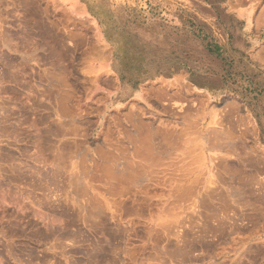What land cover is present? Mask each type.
Listing matches in <instances>:
<instances>
[{
	"label": "rangeland",
	"instance_id": "obj_1",
	"mask_svg": "<svg viewBox=\"0 0 264 264\" xmlns=\"http://www.w3.org/2000/svg\"><path fill=\"white\" fill-rule=\"evenodd\" d=\"M2 1L0 264H264V0L249 21L235 0ZM64 207L83 208L67 241L40 221Z\"/></svg>",
	"mask_w": 264,
	"mask_h": 264
},
{
	"label": "bare ground",
	"instance_id": "obj_2",
	"mask_svg": "<svg viewBox=\"0 0 264 264\" xmlns=\"http://www.w3.org/2000/svg\"><path fill=\"white\" fill-rule=\"evenodd\" d=\"M11 2H12V1H11ZM12 4H13V3H12ZM14 4H15V2H14ZM18 4H19V3H18ZM18 4H17V6H18ZM2 6H3V1L0 0V50H2V49L4 48V47H3L4 43H3V45H2L3 48L1 49V44H2V42H1V38H2V37L5 38V36H6V38H7V35L10 33V29H9V30L6 29V32H8V34L5 35V27H4V23H3V22L5 21V23H6L7 20H4V15H5L6 13L4 14V8H3ZM8 6H9V5H8ZM13 6H14V5H13ZM15 6H16V5H15ZM17 6H16V7H17ZM9 8H10V7H9ZM18 9H19V8H17V11H18ZM10 10H11V9H10ZM12 10H14V9L12 8ZM21 10H22V9H21ZM28 10H29V9H28ZM11 12H15V11H10V13H11ZM10 13H7V14H9V16H13V14L10 15ZM18 15H19V14H18ZM18 15H16V13H15V17L18 16ZM6 16H7V15H6ZM6 16H5V17H6ZM20 18H21V17H20ZM15 19H16V18H15ZM26 19H27V18H26ZM19 20H20V19H19ZM17 21H18V20H17ZM11 22H12V21H11ZM9 24H10V23H8V26H9ZM24 24H25V23H24ZM26 24H27V23H26ZM6 25H7V23H6ZM6 25H5V26H6ZM8 26H6V27L8 28ZM10 28L12 29V27H10ZM26 28H27V27H26ZM24 29H25V27H24ZM15 30H16V29H15ZM16 31H18V30H16ZM28 31H29V29H28ZM11 32H12V31H11ZM13 32H15V31H13ZM33 32H34V31H33ZM26 33H27V31H26ZM37 33H38V32H37ZM11 34H12V33H10V35H11ZM19 34H20V33H19ZM24 34H25V33H24ZM30 34H31V32H30ZM44 34H45V33H44ZM10 35H9V36H10ZM26 35H27V34H26ZM12 36H13V35H12ZM17 36H18V35H17ZM24 36H25V35H24ZM33 36H34V35H33ZM38 37H39V35H38ZM47 37H48V36H47ZM18 38H19V37H17V39H18ZM22 38H23V37H22ZM9 39H10V38H9ZM9 39H8V43H7V44H9V41H11V40H9ZM12 39H13V38H12ZM15 39H16V38H14V40H15ZM23 39H24V38H23ZM27 39H28V38H27ZM18 40H19V39H18ZM32 40H33V39H32ZM32 40H30V41H32ZM34 40H35V39H34ZM2 41H3V40H2ZM4 41H6V40H4ZM26 41H27V40H26ZM26 41L23 40V42H26ZM19 42H20V41H19ZM35 42H36V41H35ZM12 43H13V42H12ZM31 43H32V42H31ZM26 44H28V43H26ZM26 44H25V45H26ZM5 45H6V44H5ZM29 45H30V44H29ZM29 45L27 46V48L29 47ZM33 45H34V44H33ZM36 45H37V44H36ZM31 46H32V44H31ZM51 46H52V45H51ZM8 47H9V46H8ZM12 47H13V46H12ZM37 47H38V46H37ZM45 47H46V45H45ZM14 48H15V47H14ZM47 48H48V47H47ZM47 48H46V49H47ZM49 48H50V47H49ZM5 49H6V48H5ZM7 49H8V48H7ZM16 49H17V48H16ZM31 49H32V48H31ZM16 51H17V50H16ZM45 51H46V50H45ZM58 51H59V50H58ZM60 51H61V50H60ZM6 52H7V51H6ZM53 52H54V51H53ZM26 53H27V52H26ZM26 53H25V54H26ZM29 53H31V52L29 51ZM0 54H2V51H1ZM31 55H32V53H31ZM55 55H56V54H55ZM2 56L4 57L3 54H2ZM53 56H54V55H53ZM25 57H26V56H25ZM23 58H24V57H23ZM26 58H27V57H26ZM0 59H2V57H1ZM3 59H4V58H3ZM63 59H64V58H63ZM37 60H38V59H37ZM52 60H53V59H52ZM1 61H2V60H0V62H1ZM2 62H3V61H2ZM3 64H4V63H3ZM58 64H59V63H58ZM59 65H60V64H59ZM7 67H8V66H7ZM57 67H58V66H57ZM23 69H25V68H23ZM49 70H51V69L49 68ZM12 71H13V70H12ZM15 71H16V70H14V72H15ZM25 71H26V70H25ZM46 71H47V69H46ZM51 71H52V70H51ZM9 72H10V71H9ZM26 72H27V71H26ZM16 73L18 74V72H16ZM6 74H7V73H5V75H6ZM9 74H10V73H9ZM11 74H13V73H11ZM44 74H45V73H44ZM48 74H50V73H48ZM7 75H8V74H7ZM0 76H1V75H0ZM2 76H3V75H2ZM10 76H11V75H10ZM10 76H9V77H10ZM13 76H14V75H13ZM49 76H50V75H49ZM7 77H8V76H7ZM50 77H51V76H50ZM52 77H53V75H52ZM60 77H61V76H60ZM0 78H1V77H0ZM4 78H5V77H4ZM58 78H59V77H58ZM10 80H11V79H10ZM10 80H9V81H10ZM60 80H61V79H60ZM2 81H3V79H2ZM4 81H5V79H4ZM0 82H1V81H0ZM4 83H5V82H4ZM64 83H65V82H64ZM67 83H68V82H67ZM65 84H66V83H65ZM68 85H69V84H68ZM3 86H4V85H3ZM68 87H69V86H68ZM33 91H34V90H33ZM48 91H49V90H48ZM63 91H65V90H63ZM39 93H40V92H39ZM45 94H46V93H45ZM69 94H70V93H69ZM41 95H42V94H41ZM61 95H62V94H61ZM67 95H68V94H67ZM44 96H45V95H44ZM48 96H49V95H48ZM52 96H53V95H52ZM54 96H55V95H54ZM49 97H50V96H49ZM42 98H43V97H42ZM42 98H41V99H42ZM59 98H63V96H62V97H59ZM38 99H39V97H38ZM41 99H40V100H41ZM47 99H48V98H47ZM42 100L44 101V99H42ZM52 100H53V99H52ZM54 100H55V99H54ZM58 100H60V99H58ZM4 101H7V100H4ZM46 101H47V100H46ZM50 101H51V100H50ZM54 102L56 103L57 101H54ZM54 102H53V103H54ZM58 102H59V101H58ZM35 104H36V103H35ZM57 104H58V103H57ZM50 105H51V104H50ZM61 105H62V104H61ZM33 106H34V105H33ZM39 106H41V103L39 104ZM55 106H56V105H55ZM63 106H64V105H63ZM34 107H35V106H34ZM52 107H53V106H52ZM57 107H58V106H57ZM57 107H56V108H57ZM38 108H39V107H38ZM40 108H41V107H40ZM58 108H59V107H58ZM61 109H62V108H61ZM61 109H59V110H60V112H59L60 117H61V115H62V114H60V113H61ZM63 109H64V108H63ZM63 109H62V110H63ZM27 110H28V109H27ZM35 110H36V109H35ZM59 110H58V111H59ZM30 111H31V110H30ZM44 111H45V110H44ZM55 111H56V109L54 110V112H55ZM63 111H64V110H63ZM63 111H62V112H63ZM9 112H10V110H9ZM41 112H42V110H41ZM48 112H49V111H48ZM5 113H7V111H6ZM5 113H4V114H5ZM44 113H45V112H44ZM44 113H43V114H44ZM63 113H65V112H63ZM66 113H67V112H66ZM31 114H32V113H31ZM45 114H47V113H45ZM50 114H51V113H50ZM50 114H49V115H50ZM52 114H53V113H52ZM56 114H57V113H56ZM66 115H67V114H66ZM71 115H72V114H71ZM5 116H6V115H5ZM37 116H38V115H37ZM47 116H48V115H47ZM50 116H51V115H50ZM52 116H53V115H52ZM56 116H57V115H56ZM62 116H63V115H62ZM6 117H7V116H6ZM32 117H33V115H32ZM65 117H66V116H65ZM67 117H68V116H67ZM72 117H73V116H72ZM38 118H39V117H38ZM41 118H42V117H40V119H41ZM49 118H51V117H49ZM3 119H4V118H3ZM7 119H8V118H7ZM25 119H26V118H25ZM40 119H38V120H40ZM44 119H45V118H44ZM57 119H58V118H57ZM11 120H12V119H11ZM30 120H32V119L30 118ZM33 120H34V118H33ZM35 120H36V119H35ZM38 120H36L35 122H38ZM63 120H64V119H63ZM72 120H73V118H72ZM1 121H2V123L4 122V120H1ZM5 121H6V119H5ZM24 121H25V120H24ZM24 121H23V122H24ZM40 121H41V120H40ZM58 121H60V120L58 119ZM66 121H67V119H66ZM6 122H8V121H6ZM23 122H22V124H24ZM26 122H28V121H25V123H26ZM55 122H56V121H55ZM72 122H74V121H72ZM121 122H122V121H121ZM2 123H1V124H2ZM4 123H5V122H4ZM4 123H3V124H4ZM11 123H12V122H11ZM44 123H45V122H44ZM59 123H60V122H59ZM59 123H58V125H59ZM61 123H62V122H61ZM5 124H6V123H5ZM42 124H43V123H42ZM65 124H66V123H65ZM6 125H7V124H6ZM29 125H31V124H29ZM45 125H47V124H45ZM74 125H77V124H74ZM74 125H73V127L71 126V128L74 129L72 133H74V135H76V134H78L79 131H80V130H78V129H80V128H78L80 125H79V126H78V125H77V126H74ZM2 126H5V125H2ZM32 126H33V125H32ZM32 126H30L31 129H34V128H33L34 126H33V127H32ZM0 127H1V126H0ZM8 127H9V124H8ZM12 127H13V126H12ZM30 127H28V129H29ZM43 127H44V124H43ZM48 127H49V125H48ZM48 127H47V129H48V131L50 132V130H49ZM51 127H52V126H51ZM56 127H57V126H55L54 128L56 129ZM67 127H68V126H67ZM69 127H70V126H69ZM83 127H84V126H83ZM1 128H2V127H1ZM1 128H0V129H1ZM5 128H6V126H5ZM5 128H4V129H5ZM19 128H20V127H19ZM35 128H36V127H35ZM61 128H63L62 125H61ZM71 128H70V129H71ZM81 128H82V127H81ZM4 129H3V130H4ZM7 129H8V128H7ZM12 129H13V128H12ZM16 129H17V128H16ZM28 129H27V130H28ZM50 129H52V128H50ZM58 129H60L59 126H58ZM58 129L56 130L57 132L59 131ZM70 129H69V130H70ZM3 130H2V131H3ZM9 130H10V127H9L8 131H9ZM14 130H15V129H14ZM14 130H12V131L10 130L9 132H11V133L13 132V133H14L15 131H17V130H15V131H14ZM24 130H25V132H27L26 129H24ZM5 131L7 132V130H5ZM19 131H20V130H19ZM30 131H31V130H30ZM30 131H28V133H30ZM34 131H35V130H34ZM34 131H33V133H35V134H36L37 132H39V130H38L37 132H36V131L34 132ZM45 131H46V130H45ZM48 131H46V132H47V135H48V133H49ZM56 131H54V132H56ZM9 132H8V133H9ZM21 132H23V130H21ZM51 132H52V131H51ZM66 132H67V131H66ZM11 133H10V134H11ZM13 133H12V134H13ZM31 133H32V132H31ZM33 133H32V134H33ZM82 133H83V132H82ZM82 133H81V134H82ZM0 134L2 135V133H0ZM4 134L7 136L6 133H4ZM10 134H8V135L10 136ZM18 134H19L18 132H17L16 134L14 133L13 136H16V135H18ZM21 134H22V133H21ZM21 134H20V135H21ZM25 134H27V133H25ZM63 134L66 135V134H65V131H64V133H63V129H61V131H60V135H63ZM81 134H80L79 136H81ZM28 135H29V134H28ZM28 135H27V136H28ZM64 135H63V137H65ZM82 135H83V134H82ZM21 136H22V135H21ZM23 136H24V134H23ZM30 136H32V135H30ZM30 136H29V137H30ZM36 136H37V135H36ZM39 136H41V132H40V135H39ZM76 136H78V135H76ZM34 137H35V136H34ZM37 137H38V136H37ZM42 137H43V136H42ZM53 137H54V136H53ZM58 137H59V136H58ZM63 137H62V138H63ZM14 138H15V137H14ZM45 138H46V137H45ZM34 139H37V138H34ZM40 139H43V138H40V137H39V138L36 140V144H37V147H38V152L36 151V153H40V155L37 154V157H38V156H39V157H42V156H43V153H41V150H42V148H43V149L45 148V147H41V144H40V143H41L42 140H40ZM47 139H48V138H47ZM49 139H50V138H49ZM49 139H48V140H49ZM76 139H78V138H76ZM32 140H33V139H32ZM44 140H45V139H44ZM60 140H61V139H60ZM64 140H66V139H64ZM46 141H47V140H46ZM49 141H50V140H49ZM62 141H63V140H62ZM62 141H60L61 143L58 142V143L60 144V145L58 144V146H60V147L63 146V145H61V144H62V143H65V142H64V141L62 142ZM78 141H79V140H75V141L73 142V143H74L73 146H76V147H77V146H78ZM33 142H34V141H33ZM33 142H32V143H33ZM39 142H40V143H39ZM66 142H67V140H66ZM79 142H80V141H79ZM42 143H43V142H42ZM44 143H45V142H44ZM55 143H56V142H55ZM34 144H35V143H34ZM46 144H49V145H50V143H46ZM56 144H57V143H56ZM66 144H67V143H66ZM51 145H53V147L55 148V144H51ZM64 145H65V144H64ZM67 145H68V144H67ZM80 145H81V143H79V146L77 147V148H78L77 150H79ZM108 145H110V144H108ZM35 146H36V145H35ZM42 146H43V145H42ZM58 146H57V147H58ZM18 147H19V146H18ZM51 147H52V146H51ZM57 147H56V148H57ZM65 147H66V146H65ZM69 147H70V146H69ZM56 148H55V149H52V150H56ZM21 149H22V148H21ZM48 149H51V148H48ZM48 149H45V150H48ZM58 149H59V148H58ZM58 149H57V150H58ZM103 149H104V148H103ZM25 150H26V149H25ZM69 150H70V149H69ZM99 151H100V150H99ZM106 151H107V150H106ZM49 152H50V151H49ZM53 152H55V151H53ZM24 153H25V152H24ZM27 153H28V152H27ZM27 153H26V154H27ZM29 153H30V152H29ZM47 153H48V151H47ZM60 153H61V152H60ZM29 155H30V154H29ZM34 155L36 156L35 153H34ZM47 155H49V154H47ZM99 156H101V155H99ZM105 156H106V155H105ZM37 157L35 158L36 161H37V159H38L39 163L42 162V161H41L39 158H37ZM56 157H57V159L59 158L58 156H56ZM51 159L55 161V159H53V157H52ZM44 160H45V159H43V161H44ZM45 161H48V160L46 159ZM6 162H7V161H6ZM49 162H51V161H48V164H50ZM63 162H65V161H63ZM43 163L45 164V162H43ZM8 164H9V163H8ZM11 164H12V163H11ZM25 164H26V163H25ZM44 164H43V165H44ZM94 164H95V163H94ZM1 165H2V164H1ZM18 165H19V164H18ZM46 165H47V164H46ZM54 165H55V164H54ZM9 166H10V165H9ZM59 166H60V165H59ZM6 167H7V166H6ZM40 167H41V166H40ZM56 167H57V166H56ZM63 167H64V166H63ZM9 168H10V167H9ZM11 168H12V167H11ZM41 168H42V167H41ZM57 168H58V167H57ZM19 169H20V168H19ZM34 169H35V168H34ZM47 169H48V168H47ZM60 169H61V168H60ZM36 170H37V169H36ZM18 171H19V170H18ZM32 171H33V170H31V172H32ZM34 171H35V170H34ZM55 171H56V170H55ZM67 171H68V170H67ZM33 173H34V172H32V174H33ZM35 173H36V172H35ZM4 174H6V173H4ZM60 174H61V173H60ZM70 174H71V172H70ZM21 175H22V173H21ZM40 175H41V174H40ZM47 176H48V175H47ZM50 176H51V175H50ZM55 176H56V175H55ZM71 177H72V176H71ZM35 178H36V177H35ZM52 178H53V177H52ZM62 178H64V177H62ZM67 178H68V177H67ZM54 179H55V178H54ZM50 180H51V179H50ZM52 180H53V179H52ZM59 180H60V179H59ZM37 181H38V180H37ZM40 181H41V180H40ZM54 181H55V180H54ZM70 181H71V180H70ZM49 184H50V183H49ZM51 184H52V183H51ZM55 184H56V183H55ZM46 185H47V184H46ZM32 186H33V184H32ZM32 186H31V187H32ZM36 186H38V185L36 184ZM36 186H35V187H36ZM47 186H48V185H47ZM54 186H55V185H54ZM59 186H60V185H59ZM6 187H7V186H6ZM42 187H43V186H42ZM3 188H4V186H3ZM14 188H15V187H14ZM37 188H38V187H37ZM40 188H41V187H40ZM43 188H44V187H43ZM25 189H26V188H25ZM51 189H52V188H51ZM35 190H36V189H35ZM41 190H42V189H41ZM9 191H10V190H9ZM16 191H17V190H16ZM24 191H25V190H24ZM44 191H45V190H44ZM57 191H58V190H57ZM6 192H7V191H6ZM10 192H11V191H10ZM10 192H9V193H10ZM32 192H33V191H32ZM35 192H36V191H35ZM52 192H53V191H52ZM0 193H1V192H0ZM23 193H24V192H23ZM30 193H31V192H30ZM54 193H55V192H54ZM18 194H19V193H18ZM18 194H17V195H18ZM25 194H26V193H25ZM35 194H36V193H35ZM44 194H45V193H44ZM1 195H2V194H1ZM11 195H12V194H11ZM11 195L9 194V196H11ZM27 195H28V194H27ZM28 197H29V196H28ZM39 197H40V196H39ZM39 197H38V198H39ZM44 197H45V196H44ZM47 197H48V196H47ZM18 198H19V197H18ZM50 198H51V197H50ZM50 198H49V199H50ZM57 198H58V197H57ZM35 199H36V198H35ZM44 199H45V198L42 197V202L47 200V199H46V200H44ZM49 199H48V200H49ZM51 199H52V198H51ZM13 200H14V199H13ZM18 200H19V199H18ZM37 200H38V199H37ZM37 200H35V201H37ZM60 200H61V199H60ZM33 201H34V200H33ZM39 201H40V200H39ZM54 201H55V200H54ZM57 201H58V200H57ZM62 201H63V200H62ZM46 202H48V201H46ZM37 203H38V202H37ZM40 203H41V202H40ZM49 203H50V202H48V204L45 203V205H49ZM35 204H36V202H35ZM42 204H44V203H42ZM54 204H55V203H54ZM58 205H59V204H58ZM21 206H22V205H21ZM41 206H42V205H41ZM53 206H54V205H53ZM18 207H19V206H18ZM41 208H42V207H41ZM46 208H47V207H46ZM50 208H53V207L51 206ZM50 208H49V209H50ZM58 208H59V207H58ZM91 208H92V207H91ZM27 210H28V208H27ZM32 210H34V212H35V214H36L37 217H38V216H41V215L44 213L41 209L33 208ZM54 210H55V209H54ZM85 210L88 211L87 209H85ZM28 211H29V210H28ZM47 211H48V210H47ZM55 211H56V210H55ZM55 211H53L52 213H54ZM57 211L60 212V210H57ZM86 211H85V212H86ZM24 212H25V211H24ZM85 212H84V213H85ZM95 212H96V210H95ZM100 212H101V211H100ZM25 213H26V212H25ZM41 213H42V214H41ZM50 213H51V212H50ZM50 213H47V214H49L50 216H52V218L50 219V216L48 215L50 220H47V217H48V216H47L46 218H43V220H40L41 223H43V225L45 226L46 229L49 230V228H52V226H53V229H54V226L57 227V228H59V229L62 228V230L64 231V233H65L66 236L63 235V234H62L63 236H61V235H60L61 232H60L59 235H60L61 237H64V236H65V237L63 238V240L66 239V241L68 240V239H67L68 237H70L69 239H71V238L75 239L74 236L77 237V236H76L77 233H76L75 231H74V233H76V235H74L73 237H71L72 235H71V233L68 232V231H71V232H72V230H71L70 228L73 227L72 224H74V221H75V222L77 221V220H74V221H71V220L75 219V217H78V218L81 217V215H82V213H83V208H82V207H81V208H80V207L75 208V212H74V213H72V212L69 210V208H65V207H64V208H62V210H61V212H60V215H61V216L58 215L57 213L52 214V215H51ZM70 213H71L72 215H74L75 217L72 218V219H71V217H70V218H68L69 220H68V219L65 220L64 217H65V216L69 217V216H70ZM30 214H31V213H30ZM44 214H46V213H44ZM44 214H43V216H45ZM56 214H57V215H56ZM85 214H86V213H85ZM88 214H89V212H88ZM88 214H86V215L88 216ZM90 214L92 215L93 213H90ZM91 215H90V216H91ZM100 215H101V214H100ZM0 216H1V215H0ZM2 216H3V215H2ZM13 216H15V218H16V215H13ZM29 216H30V215H29ZM33 216H34V214H33ZM58 216H60V217H62V218H60V217H58ZM87 216H86V217H87ZM3 217H4V216H3ZM17 217H19V216H17ZM20 217H21V216H20ZM22 217H23V216H22ZM88 217H89V216H88ZM93 217H94V215H93ZM15 218H14L13 221H15ZM38 218H39V217H38ZM38 218H37V220H38ZM78 218H76V219H78ZM91 218H92V217H91ZM91 218H90V219H91ZM95 218H96V215H95ZM98 218H99V217H98ZM3 219H5V218H3ZM8 219H9V218H8ZM17 219L21 220L22 218H17ZM40 219H41V217H40ZM70 219H71V220H70ZM9 220H10V219H9ZM11 220H12V219H11ZM11 220H10V222H9L10 224L13 222V221L11 222ZM34 220H35V219H34ZM51 220H52V221H51ZM97 220H100V219H97ZM0 221H1V218H0ZM6 221H7V220H6ZM16 221H17V220H16ZM38 221H39V220H38ZM78 221H79V220H78ZM17 222H18V221H17ZM17 222H16V223H17ZM20 222H21V221H20ZM97 222H99V221H97ZM100 222H102V221H100ZM103 222H104V221H103ZM6 223H7V222H5V224H6ZM32 223H35V222H32ZM38 223H39V222H38ZM41 223H40V225L42 226ZM89 223H90V221H89ZM95 223H96V222H95ZM1 224L3 225V223H1ZM5 224H4V225H5ZM20 224H22V223H20ZM76 224H78V223H76ZM97 224H98V223H97ZM4 225H3L2 228H4ZM12 225H13V223H12ZM15 225H17V224H14V226H11V225H10V227H12L11 230H12V229L14 230L13 227H15ZM36 225H37V226H40V225H38V224H36ZM71 225H72V227H71ZM74 225H75V224H74ZM101 225H103V223L100 224V226H97V225H96V226H97L98 228H100ZM104 225H105V224H104ZM104 225H103V227H104ZM6 226H7V225H6ZM18 226H19V224L17 225V227H18ZM25 226H26V225H25ZM34 226H35V225H34ZM41 226H40V227H41ZM44 226H42V227H44ZM75 226H76V225H75ZM20 227H23V226H20ZM42 227H41L40 229H42ZM109 227H110V226H109ZM2 228H0V229H2ZM7 228H8L7 230L10 229V228H9V224H8V227H7ZM32 228H33V227H32ZM82 228H83V227H82ZM74 229H75V228H74ZM76 229H77V228H76ZM79 229H80V228H79ZM102 229H104V228H102ZM102 229H101V231H102ZM3 230H5V228L2 229V231H3ZM11 230H10V231H11ZM15 230H16V229H15ZM15 230H14V231H15ZM35 230H37L36 227H35ZM35 230H34V232H35ZM48 230H47V231L45 230V232H46V233H44L45 235H47V234L49 235V234H50V231L48 232ZM51 230H52V229H51ZM2 231H1V232H2ZM39 231H42V230H39ZM53 231H54V230H53ZM53 231H51V234H52ZM58 231H59V230H58ZM63 231H62V232H63ZM76 231H77V230H76ZM103 231H104V230H103ZM103 231H102V232H103ZM4 232H6V230H5ZM8 232H9V231H8ZM11 232H13V231H11ZM31 232H32V231H31ZM47 232H48V233H47ZM78 232H79V231H78ZM97 232H99L98 229H97ZM105 232H106V231H105ZM105 232H103V233L105 234ZM113 232H114V231H113ZM9 233H10V232H9ZM14 233H15V232H14ZM14 233H13V234H14ZM82 233H83V232H82ZM99 233H101V232H99ZM106 233H107V232H106ZM0 234H1V233H0ZM3 234H4V233L2 232L1 235H3ZM5 234H6V233H5ZM5 234H4V235H5ZM10 234H11V233H10ZM10 234H8L7 236H9ZM20 234H21V233H20ZM22 234H23V233H22ZM34 234H35V233H34ZM37 234H39V233H37ZM41 234H42V233H41ZM44 234H43V235H44ZM51 234H50V236H51ZM56 234H57V233H56ZM56 234H55V235H56ZM113 234H114V233H113ZM17 235H18V234H17ZM70 235H71V236H70ZM95 235H96V234H95ZM101 235H102V233H101ZM11 236H12V234H11ZM13 236H14V235H13ZM52 236H54V235H52ZM107 236H108V235H105L106 239H109V236H108V237H107ZM113 236H114V235H113ZM44 237H45V239H46V236H43V238H44ZM47 237H48V236H47ZM55 237H56V236H54V239L56 240ZM105 237H104V238H105ZM43 238H42V239H43ZM48 238H49V237H48ZM50 238H51V237H50ZM52 238H53V237H52ZM78 238H79V237H78ZM100 238H101V237H100ZM102 238H103V236H102ZM104 238H103V239H104ZM57 239H58V238H57ZM76 239H77V238H76ZM0 240H1V238H0ZM49 240H50V239H49ZM79 240H80V239H79ZM58 241H59V240H58ZM102 241H103V240H102ZM108 241H109V240H108ZM64 242H65V241H64ZM77 242H78V240H77ZM100 242H101V241H99V242H97V243H100ZM105 242H106V241H105ZM8 243H9V242H8ZM10 243H11V242H10ZM10 243H9V244H10ZM49 243H50V242H49ZM52 243H56V242L54 241V242H52ZM66 244H67V243H66ZM94 244H95V243H94ZM102 244H103V243H102ZM55 245H56V244H55ZM62 245H63V244H62ZM71 245H72V244H71ZM103 245H104V244H103ZM51 246H52V245H51ZM56 246H59V244L56 245ZM75 246H76V245H75ZM75 246H74V247H75ZM79 246H80V245H79ZM81 246H82V245H81ZM90 246H91V245H90ZM3 247H5V246L3 245ZM68 247H69V246H68ZM72 247H73V245H72ZM88 247H89V246H88ZM93 247H94V246H93ZM47 248H48V247H47ZM91 248H92V247H91ZM96 248H97V247H96ZM10 249H11V248H10ZM20 249H21V248H20ZM20 249H19V250H20ZM24 249H25V248H24ZM43 249H45V248H43ZM92 249H93V248H92ZM102 249H103V248H102ZM2 250H3V249H2ZM19 250H18V251H19ZM48 250H49V249H48ZM23 251H24V250H23ZM50 251H51V250H50ZM50 251H49V252H50ZM80 251H81V250H80ZM90 251H91V250H90ZM95 251H97V250H95ZM57 252H58V251H57ZM69 252H70V251H69ZM73 252H74V251H73ZM91 252H92V251H91ZM91 252H90V253H91ZM70 253H71V252H70ZM95 253H96V252H95ZM174 253H175V252H174ZM9 254H10V253H9ZM13 254H14V253H13ZM47 254H48V253H47ZM77 254H78V253H77ZM171 254H172V253H171ZM20 256H21V255H20ZM50 256H51V255H50ZM8 257H9V255H8ZM31 257H32V256H31ZM41 257H42V256H41ZM15 258H16V257H15ZM18 258H19V257H18ZM22 258H23V257H22ZM33 258H34V257H33ZM33 258H32V260H33ZM35 258H36V257H35ZM35 258H34V259H35ZM43 259H45V258H43ZM17 260H19V259H17ZM32 260H31V262H32ZM40 260H41V259H40ZM71 260H72V259H71ZM73 260H74V259H73ZM6 262H7V261H6ZM23 262H25V260H24ZM31 262H30V263H31ZM37 262H38V261H37ZM213 262H214V261H213ZM0 263H1V261H0ZM16 263H17V262H16ZM26 263H27V262H26ZM32 263L34 264V262H32ZM215 263H216V262H215ZM28 264H29V263H28ZM38 264H39V262H38ZM213 264H214V263H213Z\"/></svg>",
	"mask_w": 264,
	"mask_h": 264
},
{
	"label": "crops",
	"instance_id": "obj_3",
	"mask_svg": "<svg viewBox=\"0 0 264 264\" xmlns=\"http://www.w3.org/2000/svg\"><path fill=\"white\" fill-rule=\"evenodd\" d=\"M251 0H235L233 1V4L235 7L234 10H236L238 12V16H240L241 18H243L244 20H248L249 17V13L251 12ZM249 21V20H248ZM247 26L243 29L244 35L247 36L249 38V40L252 43H257L259 41V36H260V32L255 30L249 23L246 24ZM190 42V41H189ZM254 48H252L250 50V56L252 59L256 60L259 63H264L260 57V55L264 54V51H258V48L256 45L253 46ZM261 53V54H260ZM260 54V55H259ZM179 61V60H178ZM178 61L172 62L171 64H167L165 65V69L163 68V71L161 73L162 78L164 79V81L162 83L168 82L167 85V89H169L170 85L173 84L174 82L181 81V77L185 78L189 77V71L186 69H182L181 67V63ZM177 88V87H176ZM170 90V91H169ZM169 93L172 96H176L177 93L176 91L172 90L171 88L169 89Z\"/></svg>",
	"mask_w": 264,
	"mask_h": 264
}]
</instances>
